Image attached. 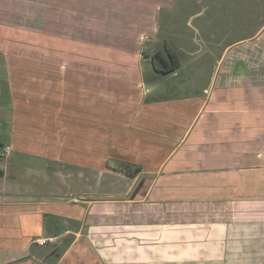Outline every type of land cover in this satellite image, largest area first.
<instances>
[{
  "label": "crops",
  "instance_id": "1",
  "mask_svg": "<svg viewBox=\"0 0 264 264\" xmlns=\"http://www.w3.org/2000/svg\"><path fill=\"white\" fill-rule=\"evenodd\" d=\"M0 145V264H264V0H0Z\"/></svg>",
  "mask_w": 264,
  "mask_h": 264
},
{
  "label": "trees",
  "instance_id": "2",
  "mask_svg": "<svg viewBox=\"0 0 264 264\" xmlns=\"http://www.w3.org/2000/svg\"><path fill=\"white\" fill-rule=\"evenodd\" d=\"M150 62L153 71L160 75H168L179 68L180 61L176 54L168 47H164L163 51L156 52L151 58ZM0 147H2L0 145ZM115 171L120 172L126 176H133L139 173L138 169L130 170L125 168H115ZM1 174V173H0Z\"/></svg>",
  "mask_w": 264,
  "mask_h": 264
},
{
  "label": "rangeland",
  "instance_id": "3",
  "mask_svg": "<svg viewBox=\"0 0 264 264\" xmlns=\"http://www.w3.org/2000/svg\"><path fill=\"white\" fill-rule=\"evenodd\" d=\"M236 33H238L237 28H236ZM161 50H164V48H162ZM177 75H179V77L175 78V77H171L169 74L165 75V76L157 74L153 71L150 63H148L147 72L145 74H143L144 88H146L149 84L155 83V81L160 82L162 84V87L164 86L163 88H165L166 85H172V82H174L178 79L179 80L183 79V75H185V74H183V72L181 71ZM165 82H169V83H165Z\"/></svg>",
  "mask_w": 264,
  "mask_h": 264
},
{
  "label": "built area",
  "instance_id": "4",
  "mask_svg": "<svg viewBox=\"0 0 264 264\" xmlns=\"http://www.w3.org/2000/svg\"><path fill=\"white\" fill-rule=\"evenodd\" d=\"M4 151L5 152L9 151V148H6ZM37 244L39 246H44L46 244V240H40V241L37 242Z\"/></svg>",
  "mask_w": 264,
  "mask_h": 264
}]
</instances>
